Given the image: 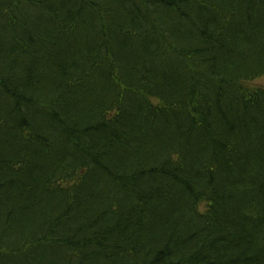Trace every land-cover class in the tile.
Returning a JSON list of instances; mask_svg holds the SVG:
<instances>
[{
    "label": "trees",
    "instance_id": "1",
    "mask_svg": "<svg viewBox=\"0 0 264 264\" xmlns=\"http://www.w3.org/2000/svg\"><path fill=\"white\" fill-rule=\"evenodd\" d=\"M264 0H0V264H264Z\"/></svg>",
    "mask_w": 264,
    "mask_h": 264
},
{
    "label": "rangeland",
    "instance_id": "2",
    "mask_svg": "<svg viewBox=\"0 0 264 264\" xmlns=\"http://www.w3.org/2000/svg\"><path fill=\"white\" fill-rule=\"evenodd\" d=\"M252 87L262 88L264 89V77L256 79L252 83L249 84Z\"/></svg>",
    "mask_w": 264,
    "mask_h": 264
}]
</instances>
